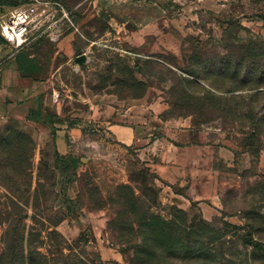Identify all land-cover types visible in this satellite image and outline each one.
<instances>
[{"label":"rangeland","instance_id":"1","mask_svg":"<svg viewBox=\"0 0 264 264\" xmlns=\"http://www.w3.org/2000/svg\"><path fill=\"white\" fill-rule=\"evenodd\" d=\"M41 1L46 4H36L39 23L33 19L25 33L30 43L22 72L39 76L35 95L51 111L57 94L79 119L94 111L96 118L84 137L70 141V153L56 157L52 127L27 119L29 99L14 100L0 78V202L10 211L11 198L28 202L29 215L35 205L41 221L47 215L57 222L66 189L79 207L56 225L66 251L96 264H127L119 233L109 227L115 207L90 202L86 188L107 198L128 183L138 209L151 207L166 221L204 219L223 235L235 264H264L242 242L250 233L264 246V0ZM5 2L6 12L32 3ZM134 101L144 105L145 115L251 154L209 212L159 205L148 167L104 131L98 113ZM26 223L32 224L30 217Z\"/></svg>","mask_w":264,"mask_h":264},{"label":"crops","instance_id":"2","mask_svg":"<svg viewBox=\"0 0 264 264\" xmlns=\"http://www.w3.org/2000/svg\"><path fill=\"white\" fill-rule=\"evenodd\" d=\"M37 1L39 5L46 4ZM54 3L57 5V2ZM40 13L37 12L34 25L39 23ZM6 14V11L0 10L3 18ZM0 39L2 82L12 88L14 100L29 99L27 119L52 127V142L56 151L60 155L70 153V141L86 135L88 122L96 118L95 111L90 116L92 119L84 120L79 119L74 110H65L59 101L53 100L54 111L48 109L42 97L36 96L40 78L36 75L22 76L18 70V55L26 51L30 41L26 38L22 45L16 46L1 32ZM144 109L138 101L124 106L107 105L98 116L102 115L104 131L120 145L133 149L135 156L153 174L155 182L151 185L156 189L161 206H174L185 212L194 208L209 212L221 192L237 182L239 171L249 165L251 154L202 140L190 128L159 119L157 115L153 117L151 113L145 115Z\"/></svg>","mask_w":264,"mask_h":264},{"label":"trees","instance_id":"3","mask_svg":"<svg viewBox=\"0 0 264 264\" xmlns=\"http://www.w3.org/2000/svg\"><path fill=\"white\" fill-rule=\"evenodd\" d=\"M0 7L1 10L7 7L5 0H0ZM27 55L26 51L18 55L19 73L22 76H38L34 72H22L21 63L27 60ZM29 142L32 144L31 138ZM55 153L56 157H63L57 151ZM37 176L39 180L41 171ZM73 177L77 179V174ZM69 182H72V179ZM65 190H63L65 197L60 205L61 218L57 222L79 210V207L75 206V198L69 196ZM29 191L30 188L27 189V192ZM93 193L94 188L88 186L86 194L90 202L94 201L100 207L107 204L115 207V217L109 223V227L119 233L116 235L117 243L127 264L236 263L235 258L228 257V252L231 255L233 253L225 247L223 235L204 219L192 222H188L186 218L183 221L179 219L166 221L151 211V207L144 210L139 206L138 209L136 204L138 198L134 188L128 183L119 185L107 198L102 197L98 190L96 196ZM11 202V211L7 205L0 202V228H4L0 233V264H96L80 254L66 251L67 241L57 231V222L51 221L47 215H41L44 217V221H41L35 211L37 208L35 205L32 206L33 211L29 215L28 202H16L13 198ZM157 203L161 205L158 199ZM44 207L48 212L49 207ZM168 208L183 211L174 206ZM45 211L41 214H45ZM28 217L32 221L29 226L26 223ZM242 242L253 247L256 252L254 259L264 260L263 244L254 240L250 233L243 235Z\"/></svg>","mask_w":264,"mask_h":264},{"label":"built area","instance_id":"4","mask_svg":"<svg viewBox=\"0 0 264 264\" xmlns=\"http://www.w3.org/2000/svg\"><path fill=\"white\" fill-rule=\"evenodd\" d=\"M31 6L26 9H14L7 12L3 18L0 15V32L10 42L16 46L24 43L25 33L28 31L29 23L33 21L37 15V0H31ZM55 101L61 102L57 94H54Z\"/></svg>","mask_w":264,"mask_h":264}]
</instances>
